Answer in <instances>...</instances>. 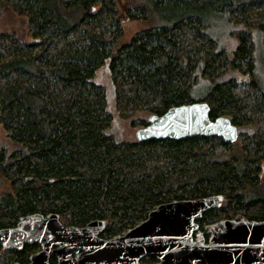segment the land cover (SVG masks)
I'll return each instance as SVG.
<instances>
[{
  "label": "trees",
  "instance_id": "16d2710c",
  "mask_svg": "<svg viewBox=\"0 0 264 264\" xmlns=\"http://www.w3.org/2000/svg\"><path fill=\"white\" fill-rule=\"evenodd\" d=\"M115 1L0 0L26 30L0 31V126L18 147L0 150V186L8 187L0 229L53 213L77 227L103 220L101 237L113 238L161 203L214 195L221 206L197 221L205 238L225 219L264 221V81L255 63V49L264 58V0H128L127 20L148 27L126 42ZM211 18L242 28L229 53ZM223 68L241 77L222 78ZM193 102L246 132L232 144L108 133L115 119L135 126L138 112L159 116ZM37 250L0 246V264H26Z\"/></svg>",
  "mask_w": 264,
  "mask_h": 264
},
{
  "label": "water",
  "instance_id": "95a60500",
  "mask_svg": "<svg viewBox=\"0 0 264 264\" xmlns=\"http://www.w3.org/2000/svg\"><path fill=\"white\" fill-rule=\"evenodd\" d=\"M206 102L169 108L149 115L147 125L136 130L137 142L181 141L194 137H217L232 144L238 128L225 116L210 119ZM223 196L172 200L150 210L146 218L113 238H103L106 223L93 220L82 227L61 223L57 214H30L16 227L0 229L3 250L20 251L24 245L38 250L26 264H264V221L225 219L213 225L205 238L197 223L203 214L219 208ZM18 264V263H16Z\"/></svg>",
  "mask_w": 264,
  "mask_h": 264
},
{
  "label": "rangeland",
  "instance_id": "374dc122",
  "mask_svg": "<svg viewBox=\"0 0 264 264\" xmlns=\"http://www.w3.org/2000/svg\"><path fill=\"white\" fill-rule=\"evenodd\" d=\"M116 11L117 15L116 18L120 20L124 28V37L122 39L123 42L128 41L130 37H132L135 33L142 31L143 29L148 27V23L143 20H127V10L131 7L128 0H116ZM98 9V7H97ZM240 26H232L228 24H222L218 22L215 18H211V31L213 34L216 35L215 41L217 44L219 43L222 47V50L226 53H229L237 44L236 32L241 30ZM0 31H8V32H15L18 36L26 37V30H25V23L22 19L18 18L14 15L11 10L8 8H2L0 10ZM218 44V45H219ZM255 63H256V74L261 81H264V58L259 51L255 49ZM223 72L220 77L222 78H240L241 76L233 71H229L228 69H221ZM100 77L104 78L105 86L107 89L109 88V78L101 71L99 73ZM150 114L145 112H138L136 113L133 118L131 119L135 126H131L130 121H123L115 119L112 123V126L108 130V133L114 136L118 140H135V132L136 130L143 127L140 121H146L147 117ZM116 118V117H115ZM246 132V130L240 129L239 132ZM240 136V135H239ZM240 140L238 137L237 141ZM4 149L6 152H12L18 149V147L10 142L6 136V133L3 131L2 127L0 126V150ZM8 189L6 184L0 186V195L6 192ZM235 219H241V217H236ZM33 254V253H32ZM1 256V251H0Z\"/></svg>",
  "mask_w": 264,
  "mask_h": 264
},
{
  "label": "flooded vegetation",
  "instance_id": "af4514ba",
  "mask_svg": "<svg viewBox=\"0 0 264 264\" xmlns=\"http://www.w3.org/2000/svg\"><path fill=\"white\" fill-rule=\"evenodd\" d=\"M54 261H55V260H54ZM54 261H53L52 263H50V264H54V263H55ZM49 262H50V261H49Z\"/></svg>",
  "mask_w": 264,
  "mask_h": 264
},
{
  "label": "bare ground",
  "instance_id": "6f19581e",
  "mask_svg": "<svg viewBox=\"0 0 264 264\" xmlns=\"http://www.w3.org/2000/svg\"><path fill=\"white\" fill-rule=\"evenodd\" d=\"M146 126V125H145Z\"/></svg>",
  "mask_w": 264,
  "mask_h": 264
}]
</instances>
